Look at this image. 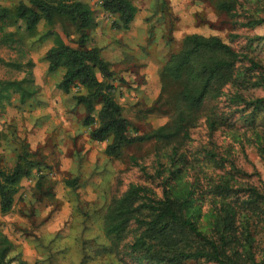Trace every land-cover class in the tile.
<instances>
[{"label":"trees","instance_id":"16d2710c","mask_svg":"<svg viewBox=\"0 0 264 264\" xmlns=\"http://www.w3.org/2000/svg\"><path fill=\"white\" fill-rule=\"evenodd\" d=\"M99 2L103 12L117 17V29L130 31L139 13L133 0ZM211 2L218 12L235 18L240 27L264 26V18L249 14L255 5L264 8V0ZM159 3L160 9L165 7L164 0ZM57 25L65 37L78 36V47L65 42ZM97 27L94 9L83 0L20 1L14 9L0 5V49L13 50L17 56L14 62L0 57V65L24 74L22 79L0 80L2 107L11 105L15 95L22 105L29 100L40 103V84L29 51L51 40L53 45L42 58L48 64L47 73L65 71L57 89L67 95L79 88L73 100L85 108L81 125L93 127V141L109 142L107 157L123 159L129 148L140 151L153 144L176 167L174 171L158 168L165 188L161 200L137 185L120 195L116 192L119 178L112 182L93 226L84 227L82 235L91 237L80 238L79 264H264V188L241 182L236 168L225 170L227 160L207 149L204 162L223 173L205 175L206 184L197 175L194 181L184 180L183 172L191 165L184 154L177 157L192 142V131L203 124L211 135L228 132L243 146L255 144L264 161V98L253 95L264 90V64L236 51L220 37L185 36L158 74V96L149 110L163 115L167 122L142 135H131L132 123L117 100L116 74L101 49L88 46L90 32ZM42 166L27 144L18 151L11 169L0 166L2 215L13 211L22 181ZM65 184L76 189L79 179ZM135 225L138 233L130 240ZM46 263L55 264L49 259ZM0 264H28L1 228Z\"/></svg>","mask_w":264,"mask_h":264},{"label":"rangeland","instance_id":"374dc122","mask_svg":"<svg viewBox=\"0 0 264 264\" xmlns=\"http://www.w3.org/2000/svg\"><path fill=\"white\" fill-rule=\"evenodd\" d=\"M20 1L28 4V0H0V5L14 9ZM83 1L94 9L98 24L97 29L90 32L88 46L99 47L103 58L113 66L115 85L118 87L117 100L132 123L131 135H142L148 129L158 128L167 122L163 115L149 113L159 90L160 69L153 63L162 65L180 49L185 36L201 33L220 37L236 51L246 53L264 64V40L258 39L264 37V26L240 27L236 25L235 18L218 12L211 0H164L165 7L161 9L158 0H133L139 13L128 32L115 27L117 17L103 12L99 0ZM249 14L264 18V8L255 5ZM240 21L244 22L245 19ZM40 31H44V28ZM56 31L66 43L78 47V36L65 37L59 25ZM52 45L53 42L49 40L29 51L35 63V79L40 84L39 94L43 88H49L50 84H54L52 92L55 94L61 80V75L52 78L47 73L48 65L42 61ZM0 57L7 62L17 59L16 53L5 47L0 49ZM23 77V73L17 74L0 65V80ZM77 93L79 88L74 87L68 98L63 99L64 110H76L71 100ZM253 93L255 97L264 98V90ZM51 108L46 107L44 110ZM33 114H37L36 110L33 113L18 107L16 102L3 107L0 105V166L4 169L9 170L15 165L17 153L25 144L23 138L26 130L34 127L38 133L56 126L55 122L48 119L39 130V123ZM76 114L79 115L77 111ZM83 118L84 115L74 126H71L72 122H66L67 127L70 125V131L63 134L59 141H56L52 133L41 134L40 137L47 136L46 140H49V148L44 152L38 150L36 154L43 166L22 181L13 211L5 216L0 212V228L20 248L28 264H41L42 260L47 264L48 259L55 264H79L80 238L91 237L82 235L84 227L93 226L96 211L109 197L112 182L115 183L119 178L116 192L120 195L131 185H137L146 189L153 199L161 200L165 188L158 175V168L160 166V170L168 168L171 171L176 168L171 166L164 152H159L153 144L144 146L140 151L131 147L123 159L111 160L105 154L109 142L93 141L90 137L93 127L82 126ZM191 134L192 142L177 156L184 154L187 164L191 165V169L186 168L183 172L184 180L194 181L197 175L206 184L205 175L223 173L204 162L203 152L207 149L218 152L221 158L227 160L225 170L236 168V177L241 182L264 188V161L255 144L243 146L228 132L211 135L203 124ZM164 175L167 176V173ZM76 178L79 179L76 189L66 186V181ZM38 180L41 182L40 187L37 185ZM137 228L135 225L131 230L130 240L137 235ZM94 234L95 229L92 232Z\"/></svg>","mask_w":264,"mask_h":264},{"label":"crops","instance_id":"0c3cea01","mask_svg":"<svg viewBox=\"0 0 264 264\" xmlns=\"http://www.w3.org/2000/svg\"><path fill=\"white\" fill-rule=\"evenodd\" d=\"M166 61L167 59L165 60V62ZM165 62L162 65H159L156 63L155 64L153 63V65L157 66V68L161 70ZM46 65L48 64L46 63ZM111 69L114 71L112 65H111ZM64 72H65L64 70H60L59 72L55 74H51V77L55 78V76L61 75V79H62ZM49 84H50V81H49ZM50 85L51 86L49 88L48 87L43 88V91L39 94V97H38V100L40 102L39 104H35L33 100H29L26 104L22 105L20 104L19 96L17 95L13 96V98L16 97V99L12 100V103L16 102L18 107H22L23 109L33 111V113L36 110L37 114H33V115L36 117L35 119L36 122L39 123L37 125V126H40L39 130L41 126L44 124V122H46L48 119L51 120V122L52 121L55 122L56 126H51V128L44 129L43 132L42 130H40V132L37 133V129L34 130V127L31 130L25 131L23 141H25V144L29 146L30 151L34 153L35 155L37 154L38 150L40 152H44L47 150V148H49L47 146V143H49V140L48 141L46 140L47 136L42 138L40 137L41 134L52 133V135H54V138L57 139L56 141H59L62 138L61 136L63 134L65 135L66 133H68V131H70V125L67 127L66 122H69V123L72 122L71 126H74V124L77 125L79 118H81L83 115L85 117V108L81 105L77 106L73 99L71 100V103L74 107H76V110H64L62 101L64 98L67 99L68 95L63 93L60 90H58L54 94L52 92V87L54 86V84H50ZM52 96H56V97L53 98ZM50 106H52L50 110H44L46 107H50ZM76 111L79 113V115L76 114ZM52 145L54 146L55 143H53ZM16 202H17V199L15 200V204Z\"/></svg>","mask_w":264,"mask_h":264}]
</instances>
